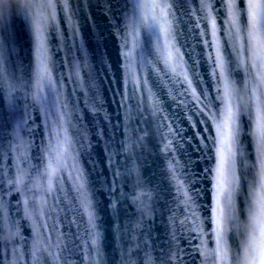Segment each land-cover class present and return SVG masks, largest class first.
Wrapping results in <instances>:
<instances>
[{
	"label": "water",
	"instance_id": "obj_1",
	"mask_svg": "<svg viewBox=\"0 0 264 264\" xmlns=\"http://www.w3.org/2000/svg\"><path fill=\"white\" fill-rule=\"evenodd\" d=\"M156 3L6 6L0 264H252L264 219V0H252L255 26L249 0L234 12L232 0H168L166 17ZM229 110L238 134L225 143Z\"/></svg>",
	"mask_w": 264,
	"mask_h": 264
},
{
	"label": "snow or ice",
	"instance_id": "obj_2",
	"mask_svg": "<svg viewBox=\"0 0 264 264\" xmlns=\"http://www.w3.org/2000/svg\"><path fill=\"white\" fill-rule=\"evenodd\" d=\"M167 2L168 0H159V3L154 4V7L160 9L161 17H166L167 15ZM10 4V0H0V18H3L6 15V6ZM230 11L234 12V0H232V4L229 6ZM249 15L252 19L253 26H255L256 17H257V6L252 3V0H249ZM167 24V20L165 19V25ZM234 125V118L232 116L231 111L229 110L227 113V119L225 124L222 126L221 129V136L225 143H232L235 141V136L238 134V129L233 127ZM261 130V139L264 140V124L260 126ZM223 167H224V148L219 151V164L217 167V174H218V184L222 188L223 182ZM219 192L220 188L217 190V202H216V217H215V232H216V243L217 248L216 252L218 257L222 261H227L228 259V250L227 244L225 240V230L222 226V221L224 219L223 216V209L220 207L219 201ZM257 204L261 208L260 216L264 217V196H261L257 200ZM248 247L251 249V254H247L245 256L246 260L252 261V264L258 260L259 264H264V219L257 222V224L253 228V232L250 236V243Z\"/></svg>",
	"mask_w": 264,
	"mask_h": 264
}]
</instances>
